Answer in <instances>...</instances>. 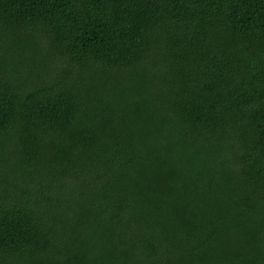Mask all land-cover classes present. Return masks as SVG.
Segmentation results:
<instances>
[{
  "label": "trees",
  "instance_id": "obj_1",
  "mask_svg": "<svg viewBox=\"0 0 264 264\" xmlns=\"http://www.w3.org/2000/svg\"><path fill=\"white\" fill-rule=\"evenodd\" d=\"M0 264H264V0H0Z\"/></svg>",
  "mask_w": 264,
  "mask_h": 264
}]
</instances>
